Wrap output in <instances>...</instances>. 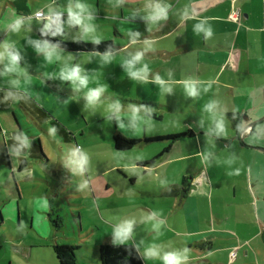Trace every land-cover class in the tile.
Returning a JSON list of instances; mask_svg holds the SVG:
<instances>
[{
  "label": "crops",
  "instance_id": "0c3cea01",
  "mask_svg": "<svg viewBox=\"0 0 264 264\" xmlns=\"http://www.w3.org/2000/svg\"><path fill=\"white\" fill-rule=\"evenodd\" d=\"M61 1L0 0V24L11 20L16 15L26 19L31 17L30 33L12 34L10 38L17 41L22 51L24 57L21 61L22 66L27 68L29 74L34 77L28 86L30 95L10 89L8 78H0V99L9 90L23 97L20 100L8 97L4 102H0V169L9 176L3 183V188L8 192L0 200V204L4 206L3 209L1 208L3 212L6 211V206L3 204H11L23 199L21 183L30 180L23 173L15 174L13 168L19 166L18 171L27 168L33 170L31 166L38 164L45 169L49 163L40 137L41 133L48 134V130L46 131L33 116L32 105L36 103L45 108L52 102V105L57 108L55 99L49 93L59 99L63 98V93L76 94L67 88L60 92V85L63 84L53 83V78H49V76L55 77V71L59 70L61 62L48 64L42 55H37L25 43L27 35L42 38L40 29L44 20L36 19L34 13L39 10L47 13L50 6L69 3V0ZM88 2L96 4L93 8L97 10L94 21L97 26L111 24L114 27L111 32L114 36L127 35L132 40L133 31H135L141 34L139 40L147 38L154 42V51L146 53L145 60L151 61L150 67L153 71L160 73L165 79H167V72L172 71L175 81L173 90L171 93L165 95L162 93V95L164 98L169 97V103H172L174 107L185 105V110L184 108L182 110L189 118L187 131L190 132L187 136L183 135L166 142L159 153L150 155L149 152L150 156L130 158L131 164L126 165L125 168L132 171L125 175L118 169L120 166L115 165L116 181L121 182L117 184L118 186L114 187L112 184L117 182H109L103 177V173L92 172L90 177L89 172H85L83 175H78L80 184L75 190L69 191L70 194H73L75 199L93 198L100 213L98 198L111 197L117 192L121 193L119 197H122L121 201L124 202L122 206L115 208L117 213L135 210L144 215L151 211H158L166 221L164 235L160 237L159 242L169 248L186 247L188 258L185 264H264V151L260 149H264V0H168L172 6L169 19L158 30L148 28L140 16L131 17L134 11L142 8L144 0H125L119 8H113L116 0H88ZM103 7L108 11L102 10ZM184 8L196 13L198 18L208 19L213 27L212 38L204 40L202 36L194 35L192 32L194 20L180 22L179 13ZM232 11L238 12L237 20L229 18ZM133 24H139V26L133 27ZM125 27L128 28L124 33ZM73 29L77 31L75 28H68L65 29L63 38L59 35L54 37L71 41L73 39L68 40L65 37L66 33L74 31ZM6 35L4 30H0V40ZM107 40L111 41L110 38ZM142 47L143 45L138 46L134 51ZM112 49L122 51L125 45H115ZM93 53L64 50L62 55L67 57L72 54L77 59L79 56L93 55ZM119 68H121L120 65L114 67V69ZM124 77L128 80V84L124 87L127 91L139 84L131 81L125 73L116 80H122ZM188 77L211 80L213 81L212 89L197 99L186 97L180 82ZM151 85L160 90L159 86ZM52 87L56 89L55 93ZM138 90L140 92L143 90L144 93L150 91L140 88ZM68 92L71 93L68 94ZM209 99L219 100L221 108L226 112L228 128L226 137H216L214 127L207 119L201 124V117L204 116L202 106ZM126 102L142 104L141 101L134 99ZM45 114L44 110H41L39 118H47ZM210 127L213 128V131L209 133L213 136L212 144L208 142L207 129ZM56 128L58 140L54 142L62 143L61 149H64L66 145L65 152L69 147L77 145L82 147L80 141L83 137L79 140L75 138L76 129L65 128L64 125ZM21 130L33 139L31 148L25 156H11L10 148L14 143L11 137ZM80 131L84 133L83 129ZM109 131L112 135L114 132H119L126 138L139 140H143L146 135L144 130L136 136L130 134L131 130H129L130 133L125 134L118 129L114 120ZM186 137L190 144L188 147H191L188 149V154L169 158L176 148L173 146L175 142ZM202 139L204 141L201 144ZM152 142L154 141L143 140L135 147H145ZM107 146L115 152L113 156L125 159L123 155L117 153L121 151L114 147L112 140L108 141ZM209 149L214 156L235 154L240 163L236 162L229 168L222 163L217 165L213 157H209L210 163H202L201 154ZM250 162L253 165L250 166ZM241 164L246 166L245 175L239 171V174H234L239 176L238 178L234 177L233 180L226 181L227 172L236 168L241 169ZM172 165L178 168L176 172L179 171V178H166L168 184L167 187H163L157 177L163 172L164 167L168 170ZM90 166L97 167L95 164ZM171 168L175 170V167ZM136 170H140L145 175L148 174L149 179L139 181V173ZM174 173L167 177L173 176ZM85 182L87 186L81 188L80 185ZM54 189L51 187V192H55ZM46 196L51 198L52 195ZM49 202H53L52 199ZM54 206L49 204L50 208ZM106 209L108 213L113 210V208ZM50 212L57 213L52 209ZM56 216L58 218V215ZM5 217L7 218L8 214L1 215V223ZM142 226L135 239L139 240L144 236L150 239ZM107 233L108 231L104 232L105 235ZM82 238L86 240V237L81 234L80 239ZM103 241L111 242V233L103 240L101 236H98L91 249L85 247L83 250L81 246L68 242L63 244L74 247L75 264H100L98 246ZM232 252L233 258L230 256ZM52 264H59L56 258ZM147 264H160V262L149 261Z\"/></svg>",
  "mask_w": 264,
  "mask_h": 264
},
{
  "label": "rangeland",
  "instance_id": "374dc122",
  "mask_svg": "<svg viewBox=\"0 0 264 264\" xmlns=\"http://www.w3.org/2000/svg\"><path fill=\"white\" fill-rule=\"evenodd\" d=\"M63 1L65 0L61 2ZM66 5L67 4L58 3L50 7L62 8ZM91 5L96 7L95 3H91ZM100 7H102V5ZM101 9L108 11L104 7ZM135 26H139V24H133V27ZM127 28L128 27H125L123 30L124 33ZM65 29H68V27L65 26ZM113 30L114 27L111 24L97 26V31L102 35L104 40L110 38L112 46H122L124 44L125 49L122 51H114L112 49L116 58L108 65H101L98 56L85 55L93 56V59L91 63H86L84 67L89 70L90 74L97 75L96 80L90 81L89 87H96L98 83L106 84L109 85L105 92V97L108 99L118 98L125 106L129 105L126 101L134 99L136 101H141L142 104L149 107L151 109V118L150 123L144 130L146 139L153 138V136L156 137V135L166 136L171 134L176 135L180 132L186 133L189 129L187 124L189 123L187 121L189 118H187V115L184 113L186 108L185 105L179 107L172 106V103H169V97L164 98V94L162 95L161 90H157L151 84H136V87L134 86L127 91L124 87L128 84V80L125 77L122 80H116L120 75H124V72L122 68L114 69V67L119 66L122 62L121 57L126 56L129 52H134L136 47L143 45V43H141L143 40L137 39L136 43L132 44L131 38L127 35L114 36L113 33H111ZM66 34L67 36L65 39L68 40L73 39V36H78L75 30L68 31ZM71 41L76 40L73 39ZM85 56H79L74 62H82ZM146 62L152 65L151 61ZM103 67H105V69H103ZM58 71L59 70H56L55 73H58ZM52 81L53 83L61 82L63 84L60 85V92H63L65 88L71 90L70 85L66 81H61L59 78H53ZM53 85L55 86L56 84ZM138 88L150 91L149 93H144L143 90L140 92ZM83 91L86 90H82L76 94H70L71 92H68L70 95L63 93L62 99L56 98L54 94L49 93V95H52V98L55 99L54 101L57 108L52 105V102L50 106H45V108L35 103L32 105V113L46 131L53 125L55 127L64 125L65 128L70 127L73 130L76 129L75 138L79 140L80 137H83L80 141L82 149L88 153L90 164H95L97 166L96 168L92 166L88 168L87 172H89L90 177L92 176V172L103 173V177L112 183V181L117 180L115 174L116 169L114 168L115 165H119L120 168L118 169L125 175V173L127 174L132 171L125 168L126 165L131 164L130 158L146 157L154 155L157 152L159 153L166 145V142L171 141L170 139H162L154 141L152 144L150 143L151 145L145 147L138 148L134 146L127 150H118L121 152L117 153L123 155L125 159L113 156L115 152L107 146L108 141L112 140V134L109 131L110 127H112V122L107 121L103 117L102 108L97 109L95 113L84 108L81 95ZM55 92L56 89L53 88V93ZM79 97L81 98L78 99ZM170 98L173 97L170 96ZM175 103H177V101H175ZM182 103L185 102L182 101ZM36 107H38V109ZM183 108L184 110H182ZM179 109L180 111H178ZM41 110H44L47 118H39L41 117ZM81 129L84 131L83 134L80 131ZM37 130L40 131L38 128ZM89 131L91 133H88ZM40 137L43 142L45 153L49 159L48 165L45 169L38 164H33V166H31L33 170L27 168L18 171L17 167L19 166L13 168L15 174L18 175V173H23L29 177L30 180L21 183L24 193L23 199L17 202H11V204H3L6 206V211L4 212L1 211L4 206L0 204V264H52L54 258H56L52 248L54 244L60 245L64 242H68L75 246H81L82 249L85 247H90L91 249L92 244L96 242L98 236H101L103 240L110 235V228H112V225L119 219L133 217L139 219L142 216L140 211L135 210L126 213H117L115 208L124 204V202L121 201L122 197H119L121 193L118 192L116 195H111V197L104 199L98 198L97 203L99 204L101 213L93 198L87 200L82 198L75 199V196L70 194V192L79 186L80 180L78 175L70 173L61 163L65 154L64 150L66 149V145H64V149H61L62 143L54 142L58 140L57 136L53 137L41 133ZM203 141L202 139L201 144ZM175 143L176 144L173 146H176V148L169 158L188 154V149L191 148L188 147L190 146L188 137ZM149 152L151 153L150 155L148 154ZM217 157L223 160L227 156L217 155ZM26 158H28V156H26ZM21 161L22 160H20V162ZM245 161L247 162L246 159ZM237 162L240 163V161ZM241 165L240 171L245 175L246 166L244 164ZM249 165L251 166L253 163L250 162ZM171 167H175V170H172ZM171 167L168 170L167 167H164L163 172L159 174L157 179L179 178L180 174L179 171L176 172L178 169L176 165H172ZM136 171L139 173V181H147L149 179L150 176L148 174L145 175L140 170ZM171 173H174L173 176L167 177ZM234 177L238 178L239 176H234V174L228 175L225 180H233ZM8 178L9 176L6 172L0 169V200L2 196L8 192L3 188V183L6 182ZM252 179L254 178L252 177ZM116 182L117 183L112 184L114 187L118 186V183H121L118 181ZM51 187L55 188V192H51ZM46 195L52 196L50 198ZM50 199H52L53 202H49ZM49 204H54L55 208H50ZM106 208H113V213H108ZM46 209H48V211H46ZM50 209L57 213H51ZM78 213L80 214L78 215ZM2 214H8V217H5L1 223ZM56 215H58V218H56ZM141 225L142 224H137L134 227V231H136L137 235L141 231ZM21 226H23L22 229ZM73 226L74 229H72ZM105 231H108L107 235L104 234ZM81 234L86 237V240H83V238L80 239ZM78 241H80V243H78Z\"/></svg>",
  "mask_w": 264,
  "mask_h": 264
},
{
  "label": "clouds",
  "instance_id": "9594fccd",
  "mask_svg": "<svg viewBox=\"0 0 264 264\" xmlns=\"http://www.w3.org/2000/svg\"><path fill=\"white\" fill-rule=\"evenodd\" d=\"M125 3V0H116L113 8H119ZM171 4L168 0H144L142 8L134 11L131 14L132 18L140 16L147 24L148 28L160 29L165 21L169 19ZM97 10L88 2V0H69V3L63 8L49 7L46 14V19L42 23L40 33L42 37L65 36V26L75 28L78 36H73L76 41H90L94 45L100 44L104 39L97 31L96 20ZM37 18L41 13H36ZM181 23L188 20H194L192 24V32L196 36H202L204 40H209L213 37V27L207 18L197 17L196 13L190 12L188 8H184L179 13ZM31 17L24 18L20 15L14 16L11 20L0 24V30H4L7 35L0 40V78H8L7 82L10 89L22 91L25 94L29 93L28 86L34 79L27 68L22 66L21 61L24 59L22 51L16 40L10 38L12 34L22 35L30 33ZM139 32L133 31L134 38L132 44L140 37ZM25 43L29 45L37 55H42L48 64L61 62L58 73L55 77L61 81H66L71 87L72 92L79 93L83 91V106L85 109L95 113L97 109H103L102 115L107 120L116 122L118 129L125 134L139 135L146 126L150 123L151 109L144 104H129L125 107L120 99H108L105 97L106 89L109 85L98 83L96 87H89L92 80L97 79L96 74H90L89 70L84 67L86 63H91L93 56H85L82 62H74L75 57L69 54L67 57L62 55L64 51L58 42H51L47 38H33L30 35L25 37ZM149 51H154V42L145 38L143 47L134 52H129L126 56L121 57L119 64L123 72L131 80L139 84H154L159 86L161 92L165 95L173 90V73L171 70L167 72V79L160 73L154 72L149 63L146 62L145 56ZM94 56L99 57L101 65L110 64L116 57L112 50V46L106 47L103 52L96 51ZM183 88V93L186 97L197 99L203 94L212 89L213 81L202 80L199 78L188 77L180 82ZM9 90L5 96L0 99L4 102L11 97L13 100L23 99L22 96H17L14 91ZM79 97L78 99H80ZM204 116L203 120L207 119L209 124L214 127L216 137H226L228 135L226 112L221 108L220 101L217 99H209L202 106ZM213 131L210 127L207 129L208 134ZM49 136L57 135V128L53 125L48 129ZM11 139L14 141L10 148V154L15 157L25 156L31 148L32 138L24 131L15 132ZM209 144L213 143V136L209 134ZM209 157L215 159L217 165L224 164L229 168L235 164L238 157L235 154L225 157L221 160L214 156L211 149L201 154V162L208 164ZM63 166L70 173L83 175L87 172L90 166V157L81 146L69 147L61 161ZM135 171V168L133 167ZM240 169L236 168L228 171V175L239 174ZM160 184L167 187V180L161 178ZM86 182L80 185L81 188L86 187ZM137 224H142L147 236L135 239L137 233L134 227ZM165 219L160 216L158 211H151L142 215L139 219L124 218L119 219L112 225L111 242L116 246H130L140 257L144 264L149 261H159L160 264H185L188 258V249L185 248H169L164 243H160V237L164 235ZM23 226H21V229Z\"/></svg>",
  "mask_w": 264,
  "mask_h": 264
},
{
  "label": "trees",
  "instance_id": "16d2710c",
  "mask_svg": "<svg viewBox=\"0 0 264 264\" xmlns=\"http://www.w3.org/2000/svg\"><path fill=\"white\" fill-rule=\"evenodd\" d=\"M37 19V18H36ZM42 20V19H41ZM41 36V33H40ZM42 37V36H41ZM47 38L51 42H58L62 49L67 51H74V52H96L100 51L103 52L106 47L112 46V42L110 40L102 41L98 45H94L92 42H83V41H75L69 42L58 39L56 37H42ZM113 48V46H112ZM190 131L186 133H179L176 135H167V136H157L153 138L146 139L144 141H157L163 138L167 139H177L182 135H188ZM139 139H132L126 138L119 132H114L112 135V142L114 147L117 150H127L130 149L141 141ZM151 160L149 161V163ZM184 182H182L183 184ZM53 252L59 264H75L76 263V256L74 253V247L68 244H54L52 246ZM98 258L100 264H144L143 260L137 256L135 251L131 249L130 246L126 247L123 245L116 246L113 245L112 242L103 241L98 246Z\"/></svg>",
  "mask_w": 264,
  "mask_h": 264
},
{
  "label": "built area",
  "instance_id": "2783aa9c",
  "mask_svg": "<svg viewBox=\"0 0 264 264\" xmlns=\"http://www.w3.org/2000/svg\"><path fill=\"white\" fill-rule=\"evenodd\" d=\"M37 12L41 13V16L39 17V19L44 20V19L47 18V17H46V13H44L42 10H39V11H37ZM37 12L34 13V17H35V18H37V16H36V13H37ZM229 18L232 19V20H237V19H238V12H237V11H232V12L229 14ZM230 256H231V258H233L234 253L232 252V253L230 254Z\"/></svg>",
  "mask_w": 264,
  "mask_h": 264
},
{
  "label": "water",
  "instance_id": "95a60500",
  "mask_svg": "<svg viewBox=\"0 0 264 264\" xmlns=\"http://www.w3.org/2000/svg\"><path fill=\"white\" fill-rule=\"evenodd\" d=\"M260 149L264 151V149H262V148H260Z\"/></svg>",
  "mask_w": 264,
  "mask_h": 264
}]
</instances>
